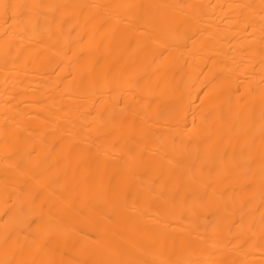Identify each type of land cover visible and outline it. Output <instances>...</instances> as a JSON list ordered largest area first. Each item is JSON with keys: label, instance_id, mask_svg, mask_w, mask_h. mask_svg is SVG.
I'll return each instance as SVG.
<instances>
[{"label": "bare ground", "instance_id": "obj_1", "mask_svg": "<svg viewBox=\"0 0 264 264\" xmlns=\"http://www.w3.org/2000/svg\"><path fill=\"white\" fill-rule=\"evenodd\" d=\"M0 264H264V0H0Z\"/></svg>", "mask_w": 264, "mask_h": 264}]
</instances>
